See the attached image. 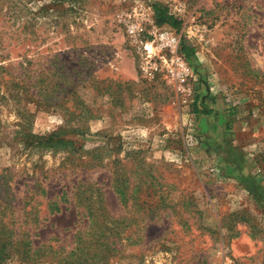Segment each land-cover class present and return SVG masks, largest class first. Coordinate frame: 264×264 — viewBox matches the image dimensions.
<instances>
[{
    "label": "rangeland",
    "instance_id": "rangeland-1",
    "mask_svg": "<svg viewBox=\"0 0 264 264\" xmlns=\"http://www.w3.org/2000/svg\"><path fill=\"white\" fill-rule=\"evenodd\" d=\"M164 28L184 79L144 48ZM0 188L67 208L56 248L129 218L98 264H264V0H0Z\"/></svg>",
    "mask_w": 264,
    "mask_h": 264
},
{
    "label": "trees",
    "instance_id": "trees-1",
    "mask_svg": "<svg viewBox=\"0 0 264 264\" xmlns=\"http://www.w3.org/2000/svg\"><path fill=\"white\" fill-rule=\"evenodd\" d=\"M154 8L158 24L178 27V22L167 14L166 9L158 6ZM180 53L186 60H189L194 54V48L185 39H182ZM65 194V192L62 193V196ZM101 197L102 194L99 193L96 199H101ZM14 202L15 199L9 194V191H1L0 188L1 264L7 259L13 258L27 264H98L120 253L117 245L125 238L121 236L122 232L118 231V227L123 225L122 229L127 230L130 226L128 223L130 219L123 217H111L107 220L103 215L104 219L100 222L94 218L95 214L92 211L89 213L88 223L82 230L76 229L71 246L61 245L56 248L51 242L37 243L35 241L40 235L38 228L42 222L49 219L51 214L63 212L67 208L60 207L59 202H50L48 203V214L40 221L37 216L40 210L33 207L24 210L23 214L18 216L19 211L16 210ZM115 231H117L116 234Z\"/></svg>",
    "mask_w": 264,
    "mask_h": 264
},
{
    "label": "built area",
    "instance_id": "built-area-1",
    "mask_svg": "<svg viewBox=\"0 0 264 264\" xmlns=\"http://www.w3.org/2000/svg\"><path fill=\"white\" fill-rule=\"evenodd\" d=\"M156 47L157 52L148 47ZM151 58L157 57L168 66L171 76L175 79H184L187 75L188 66L184 57L180 54V39L175 32L168 28L161 29L154 34V39L146 43L144 47ZM165 52L163 56L159 55ZM168 54V55H167ZM151 60H148L150 62Z\"/></svg>",
    "mask_w": 264,
    "mask_h": 264
}]
</instances>
